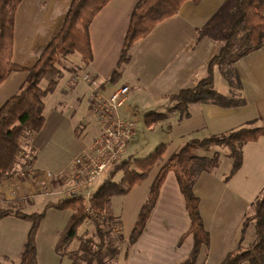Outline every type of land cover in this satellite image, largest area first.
<instances>
[{"label": "crops", "instance_id": "0c3cea01", "mask_svg": "<svg viewBox=\"0 0 264 264\" xmlns=\"http://www.w3.org/2000/svg\"><path fill=\"white\" fill-rule=\"evenodd\" d=\"M139 1L110 0L90 24L93 60L90 63L85 62V74L98 82L89 86L88 107L93 117L95 95H109L124 84L131 86V91L121 112L136 120V123L139 113L135 107L131 108V102H142L147 109L159 106V111L167 110L171 104L167 98L169 94L192 87L207 75V63L217 47L212 35L219 30V33L225 32L221 30L223 22L232 21L234 18L233 2H229L230 5L215 16L228 0H200L198 3L188 0L176 15L158 23L145 38L131 47L129 62L121 67L119 74L112 77L118 66L130 16ZM71 3L72 0H21L15 14L12 62L22 69L13 70L0 84V108L20 91L46 46L59 34ZM208 24L209 29L204 31L203 28ZM234 66L242 82L240 93L246 99L245 104L224 107L195 102L189 105L188 117L181 118L178 112H174L151 127H147L144 120L146 130L157 132L159 125L170 128L165 132L167 134L164 143L167 149L163 160H167L183 144L193 139H204L245 126L249 122L264 125V46L240 58ZM222 79V87L217 90L228 95L231 87L224 76ZM119 80H123V84H119ZM58 89L67 91L60 88L58 82L47 98ZM163 100L166 102L162 103ZM56 101L57 104L61 103L60 98ZM148 111H143V118ZM90 121L89 118L83 131L85 145L80 152L91 145L100 131L98 120L97 127L90 126ZM26 137L33 142L32 134L26 133ZM196 151L199 156L219 155L218 165L210 171H202L194 185V191L200 198V211L211 237L210 246L201 248L196 264H221L226 255L238 246L244 218L252 202L264 189V136L244 144L242 167L230 179H226V176L233 160L229 156L228 148L212 145L198 147ZM200 151L207 154L201 155ZM25 158L24 153L14 170ZM70 164L71 161L61 168L50 169L34 161V177L21 182V178L7 176L0 181V198L17 201L13 197L33 190L34 193L39 192L34 197L41 198L40 201L46 204L54 199L48 198L43 192L41 194V188L55 183L48 179L47 173L56 174L70 168ZM147 179L148 177L125 194L126 201L130 197L133 201L142 196L138 203L143 202L148 192L145 187ZM72 213L73 210L71 215ZM189 227L190 217L184 196L176 174L170 171L161 186L147 224L131 247L124 264H177L189 256L194 246L192 235L181 240ZM254 233L255 226L252 224L242 244L253 243Z\"/></svg>", "mask_w": 264, "mask_h": 264}, {"label": "trees", "instance_id": "16d2710c", "mask_svg": "<svg viewBox=\"0 0 264 264\" xmlns=\"http://www.w3.org/2000/svg\"><path fill=\"white\" fill-rule=\"evenodd\" d=\"M109 1L72 0L61 31L46 46L31 68V73L20 91L0 108V181L10 176L19 162L24 150L22 139L25 134L37 133L44 127L46 121L44 99L55 90L61 77L57 65L60 58L77 52L84 62L90 63L93 60L90 24ZM186 1L188 0H140L136 4L130 16L118 66L112 77L119 74L121 67L129 62L131 47L145 38L158 23L176 15ZM192 1L198 3L200 0ZM20 2L21 0H0V84L13 70L22 69L12 62L15 14ZM229 2H233L232 5L235 7V18L224 32L225 41L221 48L211 55L207 63V75L199 79L194 86L169 94L167 98L171 104L167 110L153 109L146 112L144 120L147 127L167 119L174 112H178L181 118L188 117L189 105L195 102L224 107L246 103V99L240 93L242 82L234 65L240 58L264 46V0H228L215 16L221 14L223 9L230 5ZM209 27L210 24L203 30L206 31ZM216 67L220 68L231 87V93L228 95L215 88ZM46 77L50 80L47 87L43 88L41 82ZM262 136H264V125L249 122L245 126L204 139H193L183 144L162 162L153 177L149 196L141 207L139 220L129 237L124 258H127L131 247L141 236L167 174L174 171L190 217V227L181 240L183 241L187 235H192L194 238L191 253L177 264H196L201 248L210 246L211 237L200 211V198L194 191V185L202 171H210L219 163V155L199 156L195 153L197 147L219 145L228 148L229 156L233 160L230 172L226 176V179H230L242 167L244 144L257 141ZM166 149V144L162 143L145 158L131 160L127 157L113 164L109 174L105 175L103 184L91 196L89 204L83 196L62 197L58 202L47 203V207L73 210L68 224L60 233L55 251L62 257L68 255L71 264H112L119 252L111 235L112 226L108 220L99 218L108 210L115 195H125L134 186L146 180L150 170L162 160ZM34 161L35 156L30 163L33 164ZM121 171L123 175L120 181H116L115 177ZM44 214V212L26 213L0 206V220L7 216H16L32 223L20 253L19 264H39L37 234ZM109 217L110 221L114 219L113 214ZM87 220L95 221L99 241L93 238L82 239L79 249L68 251L70 244L78 236L80 226ZM106 224H109L108 227ZM252 224L255 226V241L250 247H243L242 241ZM245 262L264 264V189L252 202L244 218L238 246L226 255L221 264Z\"/></svg>", "mask_w": 264, "mask_h": 264}, {"label": "rangeland", "instance_id": "374dc122", "mask_svg": "<svg viewBox=\"0 0 264 264\" xmlns=\"http://www.w3.org/2000/svg\"><path fill=\"white\" fill-rule=\"evenodd\" d=\"M234 18H232V21L225 20L226 22H223L221 30L226 31L233 23ZM219 32L220 30L212 35L217 45L215 52L221 48L225 41L224 32ZM57 65L61 76L59 77V87L65 88L67 91H59L58 89V91L50 95V97H45V99L47 98L46 109L44 111L46 123L39 132L32 134L33 142H30L28 137L22 139L25 150L22 155L25 153L26 158L20 166L16 167L17 170L22 168L26 162L30 163L33 156H35V161L38 164H41L46 168L58 169L67 165L85 145V135L83 131L86 127L87 120L90 118L91 124L89 123V125H96L97 127V120L93 117L88 107V96L90 93L89 86L91 85L83 80V76L86 73V65L81 55L77 52L64 55L60 58ZM222 77L223 74L220 68L216 67V89L222 87ZM49 80L47 77L44 78L41 82V87L45 88ZM122 81L123 80H119V84H123ZM79 97L80 100L77 101ZM58 98H60V104H57L56 99ZM164 102L166 101L163 100L162 103ZM134 107L139 113V119L137 121V135L129 145V155L127 157L131 160L133 158H145L150 155V153L160 144L166 142L165 135L167 133L165 132L170 129L167 125H159V130L156 132L153 130H146L144 127L143 111L151 109L161 110L159 106H152L153 108L147 109L143 106L142 102H131V108L133 109ZM130 115L131 114H129V116ZM156 129H158V127ZM196 152L197 151H195V153ZM203 152L204 151H200V154H207ZM164 161L165 160L162 158V160L150 170L145 184L148 192L146 198H143V202L138 203L140 202V199H142V196H140V198H135L133 201L130 197L126 201V195H115L112 198L108 210L102 214L101 218H99L100 220H108L112 226L111 235L114 238V245L119 251L112 264H124V256L128 247L129 237L135 224L139 220L141 207L149 196L153 176ZM110 170H107L105 175H108ZM122 175L123 172H119L116 175L115 180L120 181ZM31 177L34 176H28L25 178L20 177V181L25 182ZM143 187L142 189H144ZM56 188V183L50 184V186L46 185L41 188V194L43 192L48 198L54 199L51 202H58L59 199L62 198V195L58 192L55 193ZM35 194H39V192L34 193V191L31 190L27 193H22L17 197H13L16 198L17 201L7 198L2 200L0 198V206L14 208L26 213L44 212L45 214L41 220L37 234L38 263L71 264L68 255H63V257L59 255L55 251V246L60 233L65 229L69 222L72 210L47 207V203L50 201L44 204L40 201L41 198L34 197ZM12 196L15 195L13 194ZM111 214H113L114 218L112 221L109 220V215ZM31 224V221L16 216H7L0 220V264H19L20 253L23 249ZM108 225L109 224H106L107 227ZM89 238H93L97 242L99 241L96 234L95 221L93 220H87L80 226L78 236L70 244L68 251L79 249L81 240H88ZM252 244L253 243L248 242V245L243 244V247H250ZM247 264L249 263L247 262Z\"/></svg>", "mask_w": 264, "mask_h": 264}, {"label": "built area", "instance_id": "2783aa9c", "mask_svg": "<svg viewBox=\"0 0 264 264\" xmlns=\"http://www.w3.org/2000/svg\"><path fill=\"white\" fill-rule=\"evenodd\" d=\"M83 80L93 86L98 83L89 74H85ZM130 91L131 86L124 84L109 95H95L92 110L100 131L88 148L73 157L70 168L56 174L47 173L48 179L57 185L55 193L65 198L83 196L89 204L93 193L103 184L105 172L127 158L129 145L137 133L136 120L121 112ZM34 175L33 164L26 163L10 176Z\"/></svg>", "mask_w": 264, "mask_h": 264}]
</instances>
